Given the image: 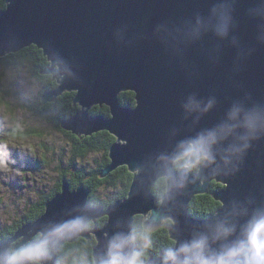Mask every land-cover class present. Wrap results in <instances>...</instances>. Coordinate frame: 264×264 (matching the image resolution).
Wrapping results in <instances>:
<instances>
[{
	"label": "water",
	"instance_id": "1",
	"mask_svg": "<svg viewBox=\"0 0 264 264\" xmlns=\"http://www.w3.org/2000/svg\"><path fill=\"white\" fill-rule=\"evenodd\" d=\"M224 2L7 1L0 12V58L30 46L40 50L49 63L43 74L57 85L43 92L41 103L73 93L72 105L79 107L59 121L60 128L78 138L100 132L115 138L101 177L120 167L137 173L126 198L105 210L88 204L90 191L83 185L72 190L62 181L59 192L45 203L43 215L0 241V251L27 240L49 222L76 216L93 221L79 239L93 237L95 254L103 252L114 232L127 230L130 220L148 214L154 230L165 217L173 219L174 226L168 229L171 240H184L205 222L189 214V204L207 193L213 181L223 185L211 196L224 202V211L233 200L251 198L264 204V138L253 143L239 172L227 180L206 172L204 179L190 183L177 200L163 207L149 195L159 158L178 141L217 125L230 104L245 95L264 102V0H228L232 27L225 39L208 32L190 43L181 40L187 23L198 15L207 18L213 6ZM124 92L133 94L134 107L121 105L118 97ZM189 97L215 103L204 115L188 113L183 106ZM95 106L106 107L109 117L90 116ZM102 217L106 222L98 228L96 221ZM149 264H158V258L150 257Z\"/></svg>",
	"mask_w": 264,
	"mask_h": 264
},
{
	"label": "clouds",
	"instance_id": "2",
	"mask_svg": "<svg viewBox=\"0 0 264 264\" xmlns=\"http://www.w3.org/2000/svg\"><path fill=\"white\" fill-rule=\"evenodd\" d=\"M231 10V3L225 0L213 6L207 18L196 16L184 26L182 42L199 40L208 32L227 38L232 27ZM214 103L211 99L205 103L189 97L183 107L188 113L204 115ZM18 127H22L19 122ZM262 138L264 102L245 95L230 104L217 125L178 141L170 153L159 158L149 195L157 207H163L177 200L190 183L204 179L206 172L227 180L239 172L253 143ZM8 167V146L2 145L0 170ZM224 209L222 201L187 239L170 240L158 254V264H264V204L249 198L233 200L228 210ZM148 219L144 216L130 220L127 230L107 238L100 254L84 246L68 247L93 227L92 220L76 216L49 222L27 240L12 242L0 251V264H149L154 229ZM174 223L168 217L162 221L168 228Z\"/></svg>",
	"mask_w": 264,
	"mask_h": 264
},
{
	"label": "rangeland",
	"instance_id": "3",
	"mask_svg": "<svg viewBox=\"0 0 264 264\" xmlns=\"http://www.w3.org/2000/svg\"><path fill=\"white\" fill-rule=\"evenodd\" d=\"M28 69L29 64L0 65V146L7 145L9 152V167L0 170V232L20 223L33 206L38 207V203L54 189L61 175H65V180L75 175L86 176L90 170L106 161V152L101 148L90 152L85 158L77 157L78 147L72 138L74 135L70 133L69 137L60 124L56 127L54 123L32 113L33 109L38 108L36 104L41 102L44 91L41 92L38 82L30 77ZM17 102L23 106L14 111ZM5 103L9 109L1 106ZM73 107L75 111L72 116L79 110L78 106ZM18 122L22 127H18ZM15 126L19 128L16 129L19 133L28 136L12 139L10 132ZM99 144L103 145L102 138ZM136 173L129 174L133 178ZM119 189H122L121 183L114 188L106 186L95 197L112 200Z\"/></svg>",
	"mask_w": 264,
	"mask_h": 264
},
{
	"label": "trees",
	"instance_id": "4",
	"mask_svg": "<svg viewBox=\"0 0 264 264\" xmlns=\"http://www.w3.org/2000/svg\"><path fill=\"white\" fill-rule=\"evenodd\" d=\"M9 0H0V12L3 11L6 7V3ZM16 63L22 64H29L28 73L31 78L38 82V85L41 88V92L43 91H51L54 90L57 85L51 79L50 76L43 74V71L48 67L49 63L47 62L46 58H44L42 52L38 50L34 46H30L29 48L23 49L22 51L18 52L17 54H8L5 57L0 58V65L4 66H13ZM73 93H64L62 96L58 97L52 103H46L45 105L41 102L37 103L38 108L33 109L32 113L36 116H39L41 119L45 121H50L55 124L56 127H59V121L64 118L71 117L75 111V108L72 105V98ZM119 101L122 106L124 107H134L135 102L133 100V94L130 92H124L119 95ZM43 105V106H42ZM4 109H9L7 103L1 105ZM22 104L17 102L16 109L14 111L19 110L22 108ZM91 114L93 115H103L104 117L108 116V109L106 107H95L91 109ZM16 129L17 126L12 128L10 132V137L12 139L18 138L23 139L28 135L25 134L23 136L22 133H19ZM69 134V135H68ZM69 137L70 133H67ZM33 136V135H30ZM72 138L76 141L78 151L76 153L77 157L85 158L88 156L90 152H95L97 149L101 148L106 152L105 159L106 161L102 163L101 166L97 167L96 169L90 170L88 174L81 175V176H74L72 179H67L66 181L70 184L71 189H75L79 185H83L86 189L90 191L88 197V204L96 209L105 210L107 207L112 205L114 202L118 200H124L127 196V192L131 183L132 175L128 173L125 167H120L117 170L111 172L105 178H101V173L103 169L108 165L109 161L107 158V152L111 144L114 143V138L110 136L106 132H100L94 134L91 137H83V138H76L75 136ZM103 139V145H100V139ZM80 139V140H79ZM116 178L118 180H116ZM65 175H61L56 184L54 189L51 191L49 195H47L40 203H38V207L33 206L29 213L24 217V219L11 227L6 228L4 231L0 232V241H5L9 239L13 233L20 227L21 224H28L33 223L37 220L40 216L44 213L45 203L50 200L56 193L59 192V187L61 182L64 181ZM122 184V189L116 192L115 196L112 200L107 199H97L95 197L96 193L108 186L114 188L118 184ZM223 185L216 183L215 181L211 182L208 186L207 193L203 195L195 196L189 204L188 212L189 214L195 219H205L207 213L215 208L219 203L215 201L211 193L217 190H221ZM136 218H142V216H136ZM211 216H207V219H210ZM133 219V220H134ZM106 222V217H102L97 219L96 227L101 228L104 223ZM168 227L161 225L159 228L155 229L152 234V243L153 247L149 252L150 257H158V254L162 251V249L168 245L171 238L168 232ZM19 242V241H18ZM95 242V243H93ZM96 241L93 237L90 239H77L73 244H69L68 247H80L84 246L90 248L91 250L95 246Z\"/></svg>",
	"mask_w": 264,
	"mask_h": 264
},
{
	"label": "flooded vegetation",
	"instance_id": "5",
	"mask_svg": "<svg viewBox=\"0 0 264 264\" xmlns=\"http://www.w3.org/2000/svg\"><path fill=\"white\" fill-rule=\"evenodd\" d=\"M95 107H98V106H95ZM95 107H92V108H95ZM104 107V106H103ZM106 117H108V116H106Z\"/></svg>",
	"mask_w": 264,
	"mask_h": 264
},
{
	"label": "bare ground",
	"instance_id": "6",
	"mask_svg": "<svg viewBox=\"0 0 264 264\" xmlns=\"http://www.w3.org/2000/svg\"><path fill=\"white\" fill-rule=\"evenodd\" d=\"M55 82V81H54ZM55 100V99H54Z\"/></svg>",
	"mask_w": 264,
	"mask_h": 264
}]
</instances>
